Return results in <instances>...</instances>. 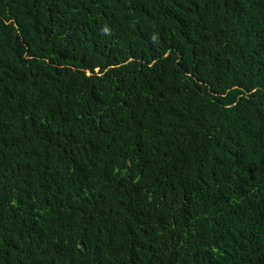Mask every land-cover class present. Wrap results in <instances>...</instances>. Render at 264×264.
<instances>
[{"label": "trees", "instance_id": "trees-1", "mask_svg": "<svg viewBox=\"0 0 264 264\" xmlns=\"http://www.w3.org/2000/svg\"><path fill=\"white\" fill-rule=\"evenodd\" d=\"M0 264H264V0H0Z\"/></svg>", "mask_w": 264, "mask_h": 264}]
</instances>
